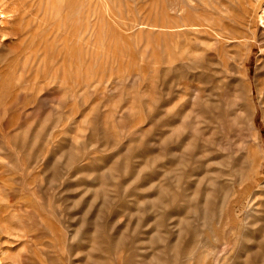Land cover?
Returning a JSON list of instances; mask_svg holds the SVG:
<instances>
[{
    "label": "rangeland",
    "instance_id": "obj_1",
    "mask_svg": "<svg viewBox=\"0 0 264 264\" xmlns=\"http://www.w3.org/2000/svg\"><path fill=\"white\" fill-rule=\"evenodd\" d=\"M249 1L2 0L0 264H264Z\"/></svg>",
    "mask_w": 264,
    "mask_h": 264
},
{
    "label": "bare ground",
    "instance_id": "obj_2",
    "mask_svg": "<svg viewBox=\"0 0 264 264\" xmlns=\"http://www.w3.org/2000/svg\"><path fill=\"white\" fill-rule=\"evenodd\" d=\"M7 1H8V0H7ZM14 1H17V0H14ZM252 1H253V0H252ZM0 2H1L0 5H2V0H1ZM19 2H20V0H19ZM75 2H76V1H75ZM238 2H239V1H238ZM243 2H244V5H245V1H243ZM248 2H250V1L248 0ZM257 2H258V1H257ZM12 3H13V2H11V4H12ZM16 3H17V2H15V5H16ZM21 3H22V1H21ZM53 3H54V2H53ZM253 3H254V1H253ZM3 4H4V2H3ZM5 4H6V3H5ZM19 4H20V3H19ZM240 4H241V3H240ZM7 5L10 6L9 3H8ZM7 5H6V6H7ZM13 5H14V4H13ZM249 5H250V4H249ZM256 5H257V4H256ZM263 5H264V4H263ZM240 6H242V4H241ZM260 6H261V5H260ZM10 7H11V6H10ZM10 7H9V8H10ZM18 7H22V6L18 5ZM11 8H12V7H11ZM13 8H14V7H13ZM238 8H240V7H238ZM243 8H247V7H246V6H245V7L243 6ZM17 9H18V8H17ZM17 9H16V10H17ZM19 9H20V8H19ZM252 9H253V8H252ZM252 9H251V10H252ZM16 10H14V11H16ZM239 11H240V10H239ZM247 11H249V10H247ZM18 12H19V11H18ZM240 12H241V11H240ZM14 13H15V12H14ZM17 14H18V13H17ZM263 14H264V9H263ZM18 15H19V14H18ZM232 15H233V14H232ZM250 15H252V14H250ZM5 16H6V11H5L4 8H2V7L0 6V19H1V20H4V17H5ZM13 16H14V15H13ZM21 16H22V15H21ZM21 16H20V18H22ZM242 16H243V15H242ZM14 17H15V16H14ZM248 17H249V16H248ZM16 18H17V17H16ZM235 18H236V17H235ZM241 18H243V17H241ZM233 19H234V18H233ZM239 19H240V18H239ZM244 19H245V18H244ZM244 19H243V20H244ZM261 19H262V18H261ZM236 20L239 22L238 18L235 19V21H236ZM240 20H241V19H240ZM243 20H242V21H243ZM242 21H241V22H242ZM249 21H250V20H249ZM4 22H5V21H4ZM241 22H240V23H241ZM245 22H246V21H245ZM19 24H20V23H19ZM20 25H21V24H20ZM207 25H208V24H207ZM7 26H8V25H7ZM187 26H188V25H187ZM0 27H1V26H0ZM18 27H20V26H18ZM206 27H207V26H206ZM233 27H234V26H233ZM4 28H5V27H4ZM7 28H8V27H7ZM16 28H17V27H16ZM20 28H21V27H20ZM250 28H251V27H250ZM18 29H19V28H18ZM22 29H23V28H22ZM22 29H21V30H22ZM211 30H212V29H211ZM19 31H20V30H19ZM23 31H25V30H22V32H23ZM2 32H3V31H2ZM215 33H216V32H215ZM260 33H261V35H260V36H261V37H260L261 40H260V41H262V42L264 43V30L261 31ZM260 43H261V42H260ZM261 44H262V43H261ZM262 46H263V45H262ZM191 56H192V55H191ZM9 60H10V59H9ZM190 60H192V59H190ZM225 61H226V60H225ZM183 63H184V62H183ZM10 64H11V63H10ZM227 64H228V63H227ZM222 65H223V64H222ZM229 66H230V65H229ZM10 67H11V65H10ZM26 67H27V66H26ZM25 69H26V68H25ZM226 70H227V68H226ZM230 72H231V71H230ZM0 73H1V72H0ZM220 74H221V73H220ZM229 74H231V73H229ZM1 75H2V74H1ZM224 75H225V74H224ZM229 77H230V76H229ZM231 78H232V77H231ZM224 79H225V78H224ZM225 80H226V79H225ZM230 81H231V80H230ZM10 82H11V81H10ZM67 83H68V82H67ZM69 83H70V82H69ZM1 84H2V83H1ZM30 84H31V83H30ZM243 84H244V83H243ZM34 85H35V84H34ZM192 86H193V85H192ZM8 87H9V86H8ZM16 88H17V87H16ZM32 88H33V87H32ZM34 88H36V87H34ZM2 89H3V87H2ZM36 89H38V88H36ZM3 90H4V89H3ZM247 90H248V89H247ZM188 91H189V90H188ZM2 92H3V91H1V93H2ZM25 92H26V91H25ZM25 94H26V93H25ZM13 96H14V95H13ZM11 97H12V96H11ZM28 98H29V97H28ZM9 101H10V100H9ZM25 102H26V101H25ZM25 102H24V103H25ZM24 103H23V104H24ZM21 104H22V103H21ZM249 107H250V106H249ZM240 111H241V110H240ZM241 112H242V111H241ZM244 118H245V117H244ZM248 118H249V120H248V119H247V120L249 121V123L251 122L252 125H253V120L250 121L251 118H250V117H248ZM243 120H244V119H243ZM8 121H9V120H8ZM211 122H212V121H211ZM23 164H24V163H23ZM25 166H26V165H25ZM19 175H20V174H19ZM0 177H1V176H0ZM263 183H264V182H263ZM263 189H264V188H263ZM260 192H261V191H260ZM254 194H255V193H254ZM263 194H264V193H263ZM16 195H17V194H16ZM252 195H253V193H252ZM15 197H16V196H15ZM252 199H253V198H252ZM254 199H255V198H254ZM259 202H260V201H259ZM258 204H259V203H258ZM21 207H22V206H21ZM258 209H259V208H258ZM259 212H260V210H259ZM248 223H249V222H248ZM263 231H264V230H263ZM25 234H26V233H25ZM241 246H242V245H241ZM242 248H243V247H242ZM251 256H253V254H252ZM260 257H261V256H260ZM258 259H259V258H258ZM263 263H264V262H263Z\"/></svg>",
    "mask_w": 264,
    "mask_h": 264
}]
</instances>
